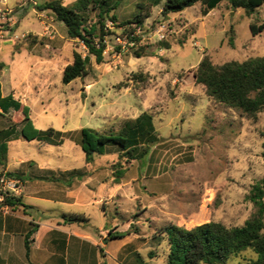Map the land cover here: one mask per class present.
Instances as JSON below:
<instances>
[{
  "label": "rangeland",
  "instance_id": "rangeland-1",
  "mask_svg": "<svg viewBox=\"0 0 264 264\" xmlns=\"http://www.w3.org/2000/svg\"><path fill=\"white\" fill-rule=\"evenodd\" d=\"M50 1L53 0H5L3 7L9 14L0 26V41L9 37L13 44L0 42V60H9L11 45L31 48L38 43L39 50L44 49L47 36L42 38L33 32L38 33L42 27L51 32L50 52H43L44 58H50L49 68L44 66L49 73V88L39 90L43 99L34 95L33 88L30 91V118L37 129L65 132L64 141L53 146L22 140L16 150L10 147L11 152L36 161L39 167L33 173H47L44 169L48 164L53 170L75 169L73 173L88 176L96 173L93 192L97 197L110 194V198L104 196L85 209L76 204L30 199L52 214L78 217L80 223L65 227L78 230L81 225L87 239L69 238L67 233L54 231L42 244L49 248V257L38 250L34 260L39 264H139L142 259L149 264H167L165 228L190 229L210 221L226 227L244 225L256 211L249 199L252 186L260 183L264 187V107L249 115L224 105L206 94L205 86L196 82L194 74L203 57L214 65L264 57V31L253 36L249 28L251 23H264V5L247 16L242 9H232L223 1L202 15L197 3L182 14L162 17L160 4L152 8L143 28L150 31L159 23L167 24L168 49L149 41L142 44L146 45L145 53L137 58L134 52L140 46L125 51L115 48L104 51L103 62L97 64L82 42L68 37L65 26L51 10L41 9ZM58 1L70 6L77 0ZM140 1H120L111 12L116 21H102L107 46L114 44L117 35L124 34L121 23L134 17ZM83 17L86 27L95 26L98 37L101 25L97 10L89 8ZM75 52L89 57V73L63 84L62 71L72 63ZM35 59L27 56L25 60ZM134 75L143 78L138 80ZM143 112L152 116L159 142L139 160L125 164L127 172L120 183L111 184L112 165L124 164V159L113 147L86 164L80 146L74 145L78 131L88 127L100 133L116 132L126 120ZM20 119L19 114L13 122ZM11 124L0 119V129ZM3 171L7 172L0 168ZM41 180L54 181L47 177ZM35 215L36 212L32 214ZM52 224L64 226L61 216H54ZM110 231L128 235L103 243ZM32 237L33 234L30 246L34 244ZM21 249L25 252L23 244ZM255 258L247 249L226 264H249ZM22 260L24 264L26 260Z\"/></svg>",
  "mask_w": 264,
  "mask_h": 264
},
{
  "label": "trees",
  "instance_id": "trees-1",
  "mask_svg": "<svg viewBox=\"0 0 264 264\" xmlns=\"http://www.w3.org/2000/svg\"><path fill=\"white\" fill-rule=\"evenodd\" d=\"M122 0H77L70 6H64L58 0L45 3L41 9L51 10L56 19L61 22L69 38L79 40L85 46L88 55L94 57L97 64L103 62L105 45L102 32V21L109 18L116 21V16L111 12L115 10ZM223 1H227L230 8L242 9L247 16L252 15L257 8L264 5V0H141L137 4L138 12L131 20L122 22L125 31H133L135 27H143L144 20L149 18L152 8L161 4L160 14L167 17L169 14L181 12L184 9L200 3L202 15L216 9ZM89 8L97 10V16L101 29L96 35L95 26L86 27L83 13ZM133 25V26H132ZM128 27V28H127ZM250 32L253 36L264 31V23H251ZM98 38V41H94ZM229 44H232L231 38ZM146 46V45H145ZM144 45H141L134 55L137 58L145 53ZM158 48H169L165 40L157 43ZM19 47H15L17 51ZM118 49V48H116ZM5 69V64L0 61V73ZM89 64L79 53H74L71 64L65 66L62 71L61 81L68 84L71 81L86 76L89 73ZM196 82L203 84L206 94L212 99L235 107L242 112L254 115L264 107V57L250 58L244 62H227L222 65H214L208 57H203L195 71ZM142 80V75H134ZM21 104L11 96H3L0 84V117L11 110L18 111ZM20 121H13L9 129H0V167L5 165L7 144L6 142L16 136H22L27 141H39L41 143L59 146L64 141V133L48 129L42 131L36 129L30 119L29 109L23 107L20 113ZM22 125L20 131L16 126ZM159 142L152 116L143 112L134 119L126 120L116 132L100 133L92 128L83 127L78 131L76 143L84 153L85 163L90 164L93 158L105 155L110 148H116L124 164L118 162L112 165L113 183L119 184L127 172L125 164L139 160L148 153L149 147ZM264 148V147H263ZM264 158V150L262 153ZM264 187L257 183L252 186L249 199L254 204L256 211L244 225L226 227L219 222H205L186 229L180 226H171L164 229L167 238V264H226V262L241 251L252 250L256 258L249 264H264ZM8 206L21 205L19 197L6 198ZM66 223H80L75 216L64 214ZM37 225L24 235L25 257L28 259L30 250V237L36 231ZM128 232H109L103 243L113 239H121ZM28 264H33L28 262ZM139 264H149L140 259Z\"/></svg>",
  "mask_w": 264,
  "mask_h": 264
},
{
  "label": "crops",
  "instance_id": "crops-1",
  "mask_svg": "<svg viewBox=\"0 0 264 264\" xmlns=\"http://www.w3.org/2000/svg\"><path fill=\"white\" fill-rule=\"evenodd\" d=\"M182 13L183 11H181L180 14ZM40 30L41 31L38 33L33 32V34H39L42 36V38L43 36H47V43L44 45V49L39 50V44L36 43L31 48H19L17 51H14L15 45H11L9 49V60L6 63L0 60L5 64V69L0 73L2 95L11 96L15 101H18L21 104V109L23 107H27L29 109V113H31L29 103L32 98V93L30 92L32 88L35 92L34 95L39 96L40 99L43 98L39 90H45L49 88V73L46 72L44 66L47 65V68H49L50 58H44L43 52L45 49H47V52H50L49 40H52V36H50L51 32L47 28L42 27ZM15 35H17V33ZM0 42L2 44L8 42L13 44V40L9 37L6 39V41ZM1 49L2 46L0 45V50ZM27 56H34L37 57V59L34 61H26L25 59ZM52 65L54 66L55 63H52ZM21 109L18 111L11 110L3 117H0V119H5L7 122L16 120L21 112ZM32 123L34 125L33 121ZM21 128L22 125H19L16 126L15 129L16 131H20ZM4 129H9V126ZM22 140H25L22 136H16L10 138L6 142V162L4 166L0 167L5 169L8 174L17 177L21 181L22 185L21 194L19 196L21 205L7 206L6 210L0 211V264H22V259L26 260L24 264L27 262L39 264V262L34 260L35 253L40 250L49 257L51 254L49 252V248L44 247L42 244L47 235L54 231L64 234L67 233L69 238L73 237L74 239L87 240L83 237L86 236V234L85 232H82L85 230L84 227H81V225L78 230H72L70 227H65L72 224L64 222L62 216L65 213L52 214L51 210H48L43 206L33 204L30 199H32V201L33 199H38L39 201L50 203L54 202L57 204H76V207L79 209H85L86 207L92 206L94 203H99L104 196L110 198V194L97 197L93 192L95 190L94 185L96 173L94 175L92 174L88 176L87 174L83 175V173H73L75 169L53 170L50 169L49 164L44 169V171L47 173H33V169L39 167L36 161L30 158L22 159L17 157L15 152H11L10 147L12 146L13 150H16L17 143L21 142ZM41 144L49 145L45 143ZM74 145L79 146L76 141L74 142ZM45 177L52 178L54 181L50 183L41 180ZM63 178H65V180H63ZM75 178L76 181H73ZM89 183L92 186L90 188ZM109 183L115 184L113 183L112 179L109 181ZM56 185L61 186L63 189H57ZM83 195H85L84 199ZM34 212L37 213L35 217L32 216ZM54 216H61L62 218L64 226H60V229L53 226L52 224ZM32 225H37V227L36 231L33 233L34 237H32L34 244L33 246H30L29 256L27 259L25 257V252H23L21 249V244H23L24 247V235L31 229H29V227H32ZM75 228H77L76 225Z\"/></svg>",
  "mask_w": 264,
  "mask_h": 264
},
{
  "label": "built area",
  "instance_id": "built-area-1",
  "mask_svg": "<svg viewBox=\"0 0 264 264\" xmlns=\"http://www.w3.org/2000/svg\"><path fill=\"white\" fill-rule=\"evenodd\" d=\"M5 0H0V26L8 20L9 11L3 7ZM170 32L167 24L164 22L157 24V26L148 31L143 27H135L133 31H125L123 35H117L114 38V44L107 46V41L104 38V51H111L118 48L120 51L136 49L147 42H160L166 40ZM24 36V35H22ZM1 37V35H0ZM17 37V36H15ZM105 37V36H104ZM152 40V41H151ZM21 194L20 180L7 172H0V211L7 209L5 204L6 198L19 197Z\"/></svg>",
  "mask_w": 264,
  "mask_h": 264
},
{
  "label": "water",
  "instance_id": "water-1",
  "mask_svg": "<svg viewBox=\"0 0 264 264\" xmlns=\"http://www.w3.org/2000/svg\"><path fill=\"white\" fill-rule=\"evenodd\" d=\"M89 61V57L85 58V63H87Z\"/></svg>",
  "mask_w": 264,
  "mask_h": 264
}]
</instances>
